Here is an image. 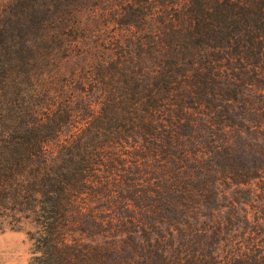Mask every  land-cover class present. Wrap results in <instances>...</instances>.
<instances>
[{"label":"rangeland","instance_id":"rangeland-1","mask_svg":"<svg viewBox=\"0 0 264 264\" xmlns=\"http://www.w3.org/2000/svg\"><path fill=\"white\" fill-rule=\"evenodd\" d=\"M3 2L0 30L7 43L1 55L19 74L26 96L9 108V115H0V139L8 133V138L22 141V156L56 157L68 164L75 158L70 165L77 173L69 177L77 180L80 192L74 198L77 210L100 220L85 222L84 233L100 232L96 237L114 246L112 256L121 264L134 256L130 262L142 264L136 260L153 256L156 246L146 236H158L159 246L169 253L195 252L197 261L210 264H254L255 257L264 256V109H258L260 100L253 95L263 85L248 87L244 81L252 82L251 77L238 67L223 78L198 74L185 64L184 37L178 32L160 37L165 26L157 22L160 17L143 25L131 13L173 9V4L182 6L181 0ZM229 79L230 89L223 94L231 98L229 107L197 110L185 96V89L218 88ZM243 95L250 100L244 103ZM31 107L38 116L29 114ZM171 114L195 123L193 136L183 137V146L172 152L151 157L144 136L154 139L152 121L165 126ZM223 120L228 125L218 133L215 123ZM205 122L213 125L212 131ZM33 133L44 149L30 138ZM222 140L225 145L219 144ZM216 146L221 155L214 152ZM184 149L188 157L199 154L205 160L198 165L201 169L192 168L191 177H199L187 186L183 201L184 188L166 186L165 181L180 170ZM83 168L88 179L80 182ZM0 209V264H28L34 216L4 217L5 209ZM133 217L135 221H126ZM176 220L184 222L183 229L168 233L179 226Z\"/></svg>","mask_w":264,"mask_h":264},{"label":"trees","instance_id":"trees-1","mask_svg":"<svg viewBox=\"0 0 264 264\" xmlns=\"http://www.w3.org/2000/svg\"><path fill=\"white\" fill-rule=\"evenodd\" d=\"M6 1L9 2V0ZM5 3L3 2L0 6H6ZM180 4L182 6L173 4V9L166 8L164 11L147 12L142 9L131 13L138 19L137 23L143 25L147 20L154 21L155 17H160L157 22L161 25L165 24V26H161L160 37H170L173 32H178L179 36L184 37L185 40L181 44L188 51L185 64L195 68L198 74L208 72L215 78L216 76L223 78L229 70H236L235 67L242 69L251 77L249 79L252 82L244 81L248 87L257 83L263 85L253 94L260 100L261 104L258 109L263 110L264 0H181ZM236 6L241 9H235ZM254 6L260 7L256 10ZM4 38L5 32L0 30V115L4 113L7 116L9 108L17 106L14 103L24 100L26 95L23 94V85L19 80V74L16 71L12 72L8 67V61L1 55L3 47L7 43ZM234 75L241 74L236 72ZM186 76L188 74H183L185 79ZM237 77H239V81L242 80V77ZM229 84L230 79L218 88L209 85L201 90L187 91L188 89H185V96L194 100L192 104L196 105L197 110L211 106H214L213 110L220 106L229 107L231 98L223 96L230 89ZM6 92H10V96H5ZM245 97L249 96H242L244 103L250 100ZM196 98L197 100H195ZM217 101H221V103ZM185 109L186 112H189V108ZM20 111L21 108L19 113ZM28 112L33 117L38 116L33 107L29 108ZM156 124L157 121L153 120V127L150 128V133L155 135V138L151 137L150 139L147 135L144 136L145 148L148 147L151 157L162 156L165 152H172L179 145L183 146L182 138L191 139L192 129L195 126V123L190 119L182 121L177 115L173 117L172 114L168 117L167 125L161 127ZM218 124L219 122L215 123V131L225 132L228 124L224 120ZM204 125L212 131L213 125H209L207 122ZM187 127L189 130L183 132ZM28 131L34 132L32 128ZM30 138L36 142L39 148L44 149L43 140L37 137V134L34 136L33 133ZM0 141L2 142L0 144V207L5 209L2 216L24 213V216L27 217L33 215L37 222L35 232L30 234L33 246L28 264H121L112 256L114 246H107L96 237L100 235V232L84 233L87 228L84 225L85 222L89 220L100 224V220L88 217L87 211L77 210L79 206L74 202V198L80 192L77 193V180L72 178L73 173L74 175L77 173V169L70 165L75 158H69V164L60 163L56 157L48 160V156H46L42 160H38L41 155L22 156V152L25 151L23 142L8 138V133L3 134ZM219 144L225 145L226 142L222 140ZM217 146L214 152L216 151V155H221ZM20 149L23 151L21 152ZM225 154L223 156H229L228 152ZM239 157L243 158V155H239ZM204 160V156L199 154L188 157L184 149L180 157V170L178 169L171 175L168 174L165 185L182 186L185 190L181 194L184 201L188 193L187 186L194 184L199 177L197 175L191 177L192 168L197 167ZM188 161L192 164L186 166ZM197 168L201 169V166ZM84 170L85 168L78 171L80 182H85L88 179V174L86 175ZM69 174H72V177H69ZM188 177H190V181H187ZM224 177L226 178V176ZM39 184L42 185L41 188H38ZM7 209H10V213ZM127 219V222L135 221L134 217ZM181 223L184 224L182 220H176L175 225L179 226L168 228V233L171 229L182 230L180 225L183 224ZM139 226L141 227V225ZM142 226L146 230V223ZM146 237L149 243L153 241L151 245L156 246V249L153 256L149 253L147 258L143 256L142 261L136 260L137 263L155 264V260H157L158 264H210L205 261L206 259L197 261L198 256L195 255V252L178 250L177 253H169L163 248L164 246H159L158 236ZM140 247L144 249L145 244L141 243ZM134 258L135 256L126 263L132 264L130 261ZM254 259L256 260L254 264H264V256L258 255ZM218 264L231 263L220 262Z\"/></svg>","mask_w":264,"mask_h":264}]
</instances>
